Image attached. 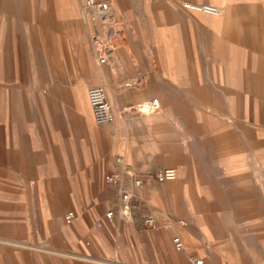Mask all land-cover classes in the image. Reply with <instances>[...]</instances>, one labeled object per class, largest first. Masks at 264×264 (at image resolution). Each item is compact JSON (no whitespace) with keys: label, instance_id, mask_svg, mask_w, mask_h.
I'll return each instance as SVG.
<instances>
[{"label":"rangeland","instance_id":"374dc122","mask_svg":"<svg viewBox=\"0 0 264 264\" xmlns=\"http://www.w3.org/2000/svg\"><path fill=\"white\" fill-rule=\"evenodd\" d=\"M109 2L104 19L86 0H0V264H106L77 248L87 249L86 215L125 143L115 124L129 117L162 120L134 142L177 168L163 184L178 185L192 228L230 264H264V0ZM135 79L138 99L111 96L107 82ZM97 84L116 123L93 120ZM156 96L154 115L120 111Z\"/></svg>","mask_w":264,"mask_h":264},{"label":"crops","instance_id":"0c3cea01","mask_svg":"<svg viewBox=\"0 0 264 264\" xmlns=\"http://www.w3.org/2000/svg\"><path fill=\"white\" fill-rule=\"evenodd\" d=\"M215 8L219 14L220 10ZM113 10L111 3L109 15L113 14ZM229 21L228 18L226 23L228 24ZM136 76L142 78L141 72H136ZM131 82L126 83L125 87L122 84L117 86L107 82V87L111 96L119 94L124 96L123 99L134 101L141 95L137 88L140 84L136 79ZM133 86L137 91L126 88ZM79 92L77 100L84 107ZM161 95L166 100L170 91L162 90ZM108 97L112 102L109 94ZM156 97L162 104V99L159 96ZM149 99L151 98L145 100ZM84 110L89 114L88 108L84 107ZM130 119V117L122 119L121 123L115 119L113 122H117L116 132H124L125 143L124 146L117 145L114 148L107 163L109 168L107 174L116 169V158L121 157L130 174L141 178L143 185L135 186L128 175L122 187L107 184L100 190L95 201L94 215H86L83 232L86 236L87 249L77 248V253L86 254L96 263L99 259L103 260L106 264H196L194 259L201 260V264H230V258L225 257L227 255L216 246L212 235L207 236L206 233L192 228L189 221L190 209L187 203L181 204L178 200V185L163 184L156 180L157 171L175 167L168 165L164 154L158 157V154L150 153L149 146L138 147L134 142L136 134H140L144 128H149L148 132H152L155 127L161 126L162 120L156 118L145 122L147 118ZM175 169L178 174L177 168ZM122 188L133 194V217L129 219L124 218L118 212ZM109 210L115 212L112 219L106 217V212ZM146 214L154 216L158 223L157 227L143 225L142 217ZM180 221H185V225H182ZM98 223L101 224L100 227ZM175 236H179L184 243L182 251L175 248L173 241Z\"/></svg>","mask_w":264,"mask_h":264},{"label":"built area","instance_id":"2783aa9c","mask_svg":"<svg viewBox=\"0 0 264 264\" xmlns=\"http://www.w3.org/2000/svg\"><path fill=\"white\" fill-rule=\"evenodd\" d=\"M110 2L109 0H86V9L93 13L96 16L107 19L109 17L110 11ZM191 8L195 10L205 11L211 14H218V11L215 7L210 5L198 6L191 5ZM112 53V48L110 46H101L97 48V58L99 63H106L109 60V57ZM87 98L89 105L92 110V115L95 123L99 125L111 123L115 121L117 117V111L114 108L112 102L110 101L105 87L102 85H93L89 87L87 91ZM161 101L158 97H153L149 100L133 104L130 107H123L120 111L121 113L130 112L136 113L141 117L151 116L157 113L160 110ZM130 175L132 178L133 184L137 187L143 185V180L137 178L130 174L129 170L124 164V161L121 157L116 158V169L107 174L106 181L111 185H118L122 187L123 181L126 176ZM177 171L175 168H164L160 169L155 173V178L158 182L164 183L167 181L174 180L177 177ZM133 194L131 191L122 188L120 202L118 204V212L124 218L133 217ZM114 210H109L106 212V217L112 219L114 217ZM72 217V214L69 215V219ZM142 223L146 227H157L158 223L153 215L146 214L142 217ZM182 225H185V221H180ZM100 227L101 224L98 223ZM175 248L178 251L184 249V243L179 236H175L174 239ZM196 264H201V260L194 259Z\"/></svg>","mask_w":264,"mask_h":264},{"label":"bare ground","instance_id":"6f19581e","mask_svg":"<svg viewBox=\"0 0 264 264\" xmlns=\"http://www.w3.org/2000/svg\"><path fill=\"white\" fill-rule=\"evenodd\" d=\"M218 11V10H217ZM84 98V97H83Z\"/></svg>","mask_w":264,"mask_h":264}]
</instances>
